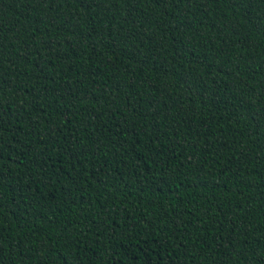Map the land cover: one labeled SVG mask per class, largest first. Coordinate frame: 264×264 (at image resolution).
<instances>
[{"label": "trees", "instance_id": "trees-1", "mask_svg": "<svg viewBox=\"0 0 264 264\" xmlns=\"http://www.w3.org/2000/svg\"><path fill=\"white\" fill-rule=\"evenodd\" d=\"M0 264H264V0H0Z\"/></svg>", "mask_w": 264, "mask_h": 264}]
</instances>
